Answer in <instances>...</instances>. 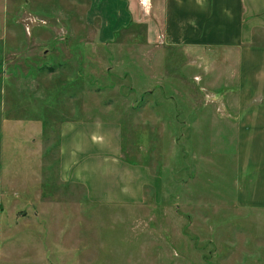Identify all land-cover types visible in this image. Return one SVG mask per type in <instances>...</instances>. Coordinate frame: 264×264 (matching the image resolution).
<instances>
[{
	"label": "rangeland",
	"instance_id": "374dc122",
	"mask_svg": "<svg viewBox=\"0 0 264 264\" xmlns=\"http://www.w3.org/2000/svg\"><path fill=\"white\" fill-rule=\"evenodd\" d=\"M89 6L0 0V264H264V211L236 205L222 157L229 126L184 111L218 101L193 58L157 48L155 71L139 80L155 95L138 96L132 62L103 45ZM85 82L87 94L69 95ZM84 101L93 110L71 111ZM71 114L122 122L126 154L156 178L141 203L95 202L62 178L60 124Z\"/></svg>",
	"mask_w": 264,
	"mask_h": 264
},
{
	"label": "crops",
	"instance_id": "0c3cea01",
	"mask_svg": "<svg viewBox=\"0 0 264 264\" xmlns=\"http://www.w3.org/2000/svg\"><path fill=\"white\" fill-rule=\"evenodd\" d=\"M91 10L101 18L103 45L116 48L117 54L127 55L126 62H132L135 86L131 90L138 96L155 95L150 83L139 80L155 71L150 54L157 48L169 53L181 50L193 58L196 74L213 88L218 101L184 102V111H197L196 121L211 119L217 128L221 122L229 126L223 131L229 137V155L222 157L236 205L264 211V0H90L87 14ZM136 45L144 48V56H133ZM84 75L88 74L78 77L85 80ZM70 76L68 80L73 79ZM86 91V82L78 91L69 87L70 96ZM92 107L87 101L74 102L71 111L89 112ZM141 111L127 118L140 121ZM73 115L60 124L62 178L82 183L95 202L141 203L146 186L155 185L156 178L147 162L126 154L134 151L125 150L122 122L109 116Z\"/></svg>",
	"mask_w": 264,
	"mask_h": 264
}]
</instances>
